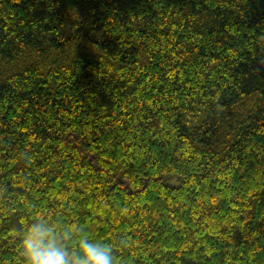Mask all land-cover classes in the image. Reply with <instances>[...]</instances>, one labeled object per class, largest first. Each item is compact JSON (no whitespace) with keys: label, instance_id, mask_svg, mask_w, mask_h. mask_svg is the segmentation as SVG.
Masks as SVG:
<instances>
[{"label":"trees","instance_id":"obj_1","mask_svg":"<svg viewBox=\"0 0 264 264\" xmlns=\"http://www.w3.org/2000/svg\"><path fill=\"white\" fill-rule=\"evenodd\" d=\"M37 215L115 264H264V0H0V264Z\"/></svg>","mask_w":264,"mask_h":264},{"label":"clouds","instance_id":"obj_2","mask_svg":"<svg viewBox=\"0 0 264 264\" xmlns=\"http://www.w3.org/2000/svg\"><path fill=\"white\" fill-rule=\"evenodd\" d=\"M75 231L77 237L68 226L61 230L49 217L37 215L21 239L28 264H115L110 243L89 238L79 227ZM66 240H75L76 247H68Z\"/></svg>","mask_w":264,"mask_h":264}]
</instances>
